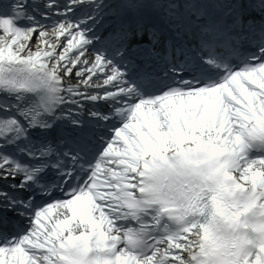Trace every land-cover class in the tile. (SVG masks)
Returning a JSON list of instances; mask_svg holds the SVG:
<instances>
[{
  "label": "snow or ice",
  "instance_id": "obj_1",
  "mask_svg": "<svg viewBox=\"0 0 264 264\" xmlns=\"http://www.w3.org/2000/svg\"><path fill=\"white\" fill-rule=\"evenodd\" d=\"M0 264H264V0H0Z\"/></svg>",
  "mask_w": 264,
  "mask_h": 264
},
{
  "label": "bare ground",
  "instance_id": "obj_2",
  "mask_svg": "<svg viewBox=\"0 0 264 264\" xmlns=\"http://www.w3.org/2000/svg\"><path fill=\"white\" fill-rule=\"evenodd\" d=\"M73 82H75V81H73Z\"/></svg>",
  "mask_w": 264,
  "mask_h": 264
}]
</instances>
